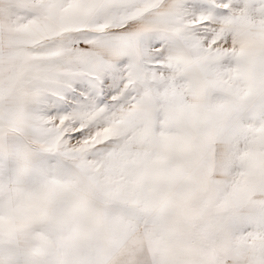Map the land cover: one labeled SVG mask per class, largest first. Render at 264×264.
Returning <instances> with one entry per match:
<instances>
[{
  "label": "snow or ice",
  "instance_id": "obj_1",
  "mask_svg": "<svg viewBox=\"0 0 264 264\" xmlns=\"http://www.w3.org/2000/svg\"><path fill=\"white\" fill-rule=\"evenodd\" d=\"M0 264H264V0H0Z\"/></svg>",
  "mask_w": 264,
  "mask_h": 264
}]
</instances>
